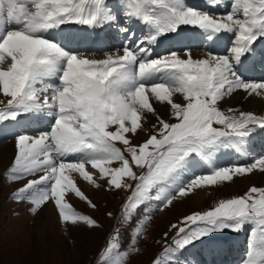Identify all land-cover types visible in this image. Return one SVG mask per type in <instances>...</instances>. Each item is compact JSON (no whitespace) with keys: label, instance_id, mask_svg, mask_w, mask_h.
Instances as JSON below:
<instances>
[{"label":"snow or ice","instance_id":"snow-or-ice-1","mask_svg":"<svg viewBox=\"0 0 264 264\" xmlns=\"http://www.w3.org/2000/svg\"><path fill=\"white\" fill-rule=\"evenodd\" d=\"M220 2L207 0V7ZM131 23L146 30L141 38L134 39ZM68 24L114 27L126 39L97 58L48 35ZM182 26L198 29L213 43L219 34H231L225 54L193 58L187 46L153 53L161 37H179ZM259 41H264V0H228L222 14L188 0H115L112 5L108 0H0V95L8 98L6 104L0 101V121L28 116L45 128L15 136L5 176L11 183L25 182L12 199L27 202L33 215L51 203L66 227L95 228L98 222L67 200L73 194L96 208L77 179L106 191H130L121 207L122 221L130 223L145 201L155 199L163 211L198 188L264 172V156L248 165L209 166L205 174L192 171L195 158L210 160L211 151L225 141L241 146L257 129L264 130V115L219 106L238 89L264 96V79L244 75ZM157 102L168 106L174 122L160 116ZM149 114L155 118L150 129L145 128ZM141 132L146 138L133 143ZM246 226L250 236L240 264H264V186L252 185L243 195L170 225L171 242L165 232V245L152 264H182L179 256L190 246ZM142 231L138 226L137 236ZM139 251H122L115 229L99 264H126L130 253Z\"/></svg>","mask_w":264,"mask_h":264},{"label":"rangeland","instance_id":"rangeland-1","mask_svg":"<svg viewBox=\"0 0 264 264\" xmlns=\"http://www.w3.org/2000/svg\"><path fill=\"white\" fill-rule=\"evenodd\" d=\"M7 99L5 97L1 101L6 104ZM0 107H3V104H0ZM10 123L13 122L0 121V124H7V127ZM145 138L137 135L133 138V143H140ZM4 172L6 171L0 173V264H99V254L105 246L106 239L115 229H119L120 232L122 251H128L130 248L140 249L138 253H130L126 264H152L153 259L165 245V232H168V242H171L174 230L170 231V225L178 223L184 216L194 211L210 209L221 199L243 195L247 191L242 188L232 190L221 182L217 184L218 188L215 187L217 190L208 202L200 207L193 206L187 196L181 198V204L174 203L166 208L168 215H162L163 211L148 212L147 208L145 210L141 205L136 209L137 213L136 210L133 213L130 223H125L121 219L114 229L120 202L124 203L126 198L123 197H126L129 191H105L99 187L90 191L88 195L95 203V209L90 208L78 197H75L76 201L70 202L77 210L92 216L99 227L88 228L83 224L66 227L60 223L57 216L45 226L47 218L44 215L38 213L33 215L28 211L27 202L12 199L11 182L6 179ZM18 184L22 185L23 181L16 182L14 186L17 185L18 188ZM108 213L112 215L109 216ZM137 221L143 225V231L139 236L136 234V229L140 226ZM35 230L43 235L41 239L35 234ZM215 234H226V231ZM183 259L182 253L179 260L183 262Z\"/></svg>","mask_w":264,"mask_h":264},{"label":"bare ground","instance_id":"bare-ground-1","mask_svg":"<svg viewBox=\"0 0 264 264\" xmlns=\"http://www.w3.org/2000/svg\"><path fill=\"white\" fill-rule=\"evenodd\" d=\"M202 2H205L207 4V0H204ZM110 5L115 3V0H110L108 2ZM228 5V0H221L219 8H226ZM218 8V7H215ZM129 26L140 28L141 34L139 32H135L134 39L141 38L146 31L143 26L139 23H131ZM227 37V41L230 39L231 34L223 33ZM166 34L164 37H161L160 40L157 42L156 45L152 46V51L154 54H162L165 52L166 49H171L170 43H174L173 41L177 42L175 43L177 47L181 50L184 46L181 44V40L185 41V39L188 37L192 41L190 42V50L192 52L193 58H201L204 54L207 52H213L214 54L222 55L225 54V49L227 46H229V43L225 42V44L222 45V47H215L213 45V42L209 41L205 37L199 35L198 29H192V30H186V29H180V36L176 37V34H170V37H167ZM170 42V43H169ZM201 48V49H200ZM176 51H180V50ZM174 50V49H171ZM264 52V41H259L256 45V58L254 61L250 62L248 65V70L245 72V78L253 81H259L264 79V57L261 56V53ZM95 56V55H92ZM104 55L95 56L97 58H102ZM4 96L0 95V101L4 100ZM7 98V97H6ZM154 108L156 111L162 116L164 119H169V108L166 104H160V103H154ZM221 109L227 110L228 108L233 109H239L242 111H251L258 115H264V96H248L246 92L243 90H235L231 95L225 97L223 101L219 105ZM21 122L20 125L22 127H13L11 130H8L9 136H4L5 127L3 125H0V139L4 137H8L7 139L10 140L8 142H5L4 144H0V173L3 171H6L8 167H10L11 162L15 155V136L22 132L27 131L31 132L30 134H35V132H38L40 130H45V128L39 124H37L35 121L32 122V120L28 116H21L19 119ZM32 122L31 124H27L28 122ZM148 121L149 123L145 125V128L150 129L151 123L155 122V118L149 114L148 115ZM35 131V132H33ZM260 129H257L255 132H253L244 143L251 142L252 138L256 137L260 133ZM141 137H146L145 133L141 132L138 135ZM258 149H247L244 146H233L229 144L227 141H225L224 144L219 145L217 148L211 151V159L210 160H201L200 158H195L196 163L192 167V171L195 174H205L209 170V166H230L233 164L237 165H244L245 161L244 158L248 154L252 153H258ZM35 178V177H31ZM23 183L25 182L22 180ZM19 181V182H22ZM18 182V183H19ZM103 184V182H100ZM228 186L230 189H247L252 186H264V172L259 170H254L250 174L246 175H236L234 176L233 180L230 182H223ZM78 186L85 192V194L88 196L90 191H93L96 187L88 184L87 182L83 181L82 179H77ZM15 183H11L12 191H14L17 187L14 186ZM19 185V184H18ZM9 186V185H8ZM21 184L19 185V187ZM103 190H105L104 186H101ZM218 186H209V187H203L198 188L194 192H192L190 195L187 196L188 201L193 205L200 207L205 202H208V200L212 197L213 193L217 190ZM96 190V189H95ZM106 191V190H105ZM68 202H74L76 201V198L73 194L67 195ZM181 198L175 201V205L179 204L181 201ZM156 201V200H154ZM173 203V204H174ZM73 204V203H72ZM181 204V203H180ZM182 207V206H181ZM168 209H164L162 215L167 214ZM55 209L53 208L52 204L49 203L46 207L43 208L42 211L38 212V215H44L47 220L45 226L48 225V223L56 217ZM168 215V214H167ZM58 218V216L56 217ZM35 234L41 239L42 234H38V231L35 230ZM244 234L241 235V237L236 240L234 243H237V246L241 249L243 257L246 256L247 253V246H245V250L243 251V248L240 246L243 242H241ZM247 236V235H246ZM222 241L219 240H212L210 243H199L202 244V249L200 250L198 257V264H208L207 262L212 259L214 254L219 253L217 249H211V246L217 245ZM203 257V259H202ZM222 264H232L234 262V259L230 257H224V254L222 253ZM219 264V263H216Z\"/></svg>","mask_w":264,"mask_h":264}]
</instances>
